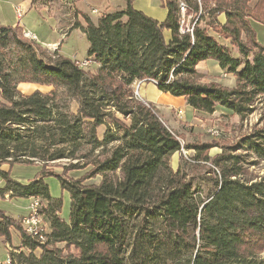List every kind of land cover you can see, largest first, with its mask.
Wrapping results in <instances>:
<instances>
[{
    "label": "trees",
    "instance_id": "obj_1",
    "mask_svg": "<svg viewBox=\"0 0 264 264\" xmlns=\"http://www.w3.org/2000/svg\"><path fill=\"white\" fill-rule=\"evenodd\" d=\"M38 0H32L33 5ZM84 17L76 24L94 68L55 51L46 56L21 28L0 27V200L39 199L44 240L22 220L0 210V239L11 264H264V127L210 158L212 145L186 146L155 107L134 95L135 82L154 83L198 113L225 110L246 118L264 101V0H161L164 22L134 8ZM190 10L193 34L180 32V3ZM225 17L222 23L219 18ZM167 32L171 37L168 39ZM215 61L235 78L227 88L201 82L197 67ZM21 84L53 87L24 95ZM240 148L239 151L237 148ZM242 152V153H241ZM181 154L177 170L171 158ZM72 162L65 174L48 171ZM42 169L28 184L2 166ZM204 166L202 177L189 175ZM83 171L81 177L70 172ZM68 175V176H67ZM56 178L63 200L45 182ZM100 178L99 183H89ZM13 234L20 239L13 246Z\"/></svg>",
    "mask_w": 264,
    "mask_h": 264
},
{
    "label": "rangeland",
    "instance_id": "obj_2",
    "mask_svg": "<svg viewBox=\"0 0 264 264\" xmlns=\"http://www.w3.org/2000/svg\"><path fill=\"white\" fill-rule=\"evenodd\" d=\"M16 4L21 3L20 0H15ZM50 8L63 18L65 22V27H76L77 23H84V17L92 19V21H98L105 14H113L116 12H121L126 10L127 3L124 0H66L69 5H72V8L64 6L60 1L50 0ZM138 0H135L136 3ZM150 3L153 7L158 10L163 9L161 0H150ZM20 4H18L19 6ZM93 10H97L98 14H93ZM164 10V9H163ZM24 13L26 11L24 10ZM191 15V12L188 14ZM17 17V15L15 14ZM21 26L26 24L28 28H31L34 34H36L41 41L39 46L43 44H49L50 46L57 44V47L54 50L59 49L60 54L65 58H70L71 60L84 62L87 59V52L89 44L85 35L79 30L75 29L69 39L61 38L58 29L60 28V23L57 18L50 16L47 12H41L33 10L30 13L24 15V18L19 22ZM263 27L258 26V40L261 44L264 45V36ZM46 42V43H43ZM49 47V46H48ZM43 49V48H42ZM44 50V49H43ZM47 57L55 59L53 50H44ZM89 68H94L90 66ZM209 75L214 74L215 78L220 76V72L213 70V67L210 66L206 69ZM202 75L199 77L201 78ZM207 78V77H205ZM221 86L227 88H233L235 86V78L224 76L221 78ZM147 89L146 96L149 98L150 95H153V84L146 83L144 88L141 87V91ZM158 111L159 115L163 118L165 123L180 137L186 146H195L208 144L212 145L210 149L209 156L210 158L215 157L218 154H221L225 148L229 146H236L242 139L248 137L254 131L259 130L264 127V101L259 100L252 111L246 118L240 119V117L233 114L222 115L221 110L213 115H207L204 113L195 112L194 114L189 113L186 109L184 110H174V109H164L159 110L154 106ZM163 111H167V114H164ZM182 111V116L179 115V112ZM208 130H216L219 136H214V134H209ZM239 147L237 150L239 151ZM188 156L195 155V151H188ZM242 153V152H241ZM181 154L179 153L175 159L171 162L172 167L176 169L178 161H181ZM72 162L56 161L54 163L48 164V171L57 173L58 175L65 174L64 169L68 168ZM42 169L41 163L37 162ZM189 176L192 178H200L205 173L204 166L200 165L198 167L191 168L189 166ZM250 172L255 176L264 175V162H261L256 167H251ZM83 171L70 172L68 175L70 177H81L84 175ZM67 175V176H68ZM49 184L51 195L58 196L63 200V209L62 215H65L68 218V210L70 209L69 204V193L61 190L60 183L58 179L52 177L47 178ZM48 182V183H49ZM100 178L91 180L89 183H99ZM58 183V184H57ZM63 217V216H62ZM20 244V239L17 235L13 234V246ZM8 261V250L6 249L4 243H0V264H6Z\"/></svg>",
    "mask_w": 264,
    "mask_h": 264
},
{
    "label": "crops",
    "instance_id": "obj_3",
    "mask_svg": "<svg viewBox=\"0 0 264 264\" xmlns=\"http://www.w3.org/2000/svg\"><path fill=\"white\" fill-rule=\"evenodd\" d=\"M56 1H60L64 6H67L68 8H72V5L70 6L66 0H56ZM20 2L21 3H18V4H20L18 6V4H16L15 0H0V27H13V28L19 27V28H21L22 33L23 32H30L33 35H35V37L37 38L36 44H38V45H40V43L42 44L41 41H45V40L39 39V37L36 34H34L32 31H30L31 28H28V26L26 24H23V26H21V24L19 23L23 20L24 15L32 12L35 9L37 11L47 12L50 14V16H53V17L58 19V21L60 23V28L58 29V31H59L61 38H65V39L68 38L69 39V36L71 35V33L76 29L74 27H65V22H64L63 18H61L59 15H57L52 10V8H50L49 3H52L50 0H38L34 5H33L32 0H20ZM133 6L136 10L141 11L142 13H145L150 18H153L154 20H157L159 22H164L168 16L167 9H164V10L162 9V11L158 10L157 8H155L151 5L150 0H138L136 3L133 4ZM19 7H21V9L23 11V17L21 20H19L15 16V14L17 15L16 9ZM24 10L26 11V13H24ZM219 20L222 23H224L225 17L221 16L219 18ZM82 25H84V23H82ZM262 33L264 36V31ZM166 34H167V37L169 39L171 37L170 33L167 32ZM83 35H84V33H83ZM43 43H46V42H43ZM44 45H46V47H42V45L40 46L44 50L55 51L54 48L57 47V44H54L52 46H50L49 44H43V46ZM57 50H58V53L60 54V52H59L60 50L59 49H57ZM85 61H86V59L84 60V62ZM210 66H212L213 70H215L217 73L220 72L221 75L218 76V78H215L214 74L212 75V73H211V75H209L208 72H206L207 71L206 69L209 68ZM197 69L199 72V76L202 75L200 80L204 84H209L212 82H216L218 84H221V81H222L221 78H223L224 76L233 77L232 75H228L225 72H223L220 69V67L217 65V63L215 61H212V60L200 63L199 66L197 67ZM205 77H207V78H205ZM145 84L146 83H143L142 88H144ZM149 84H153V83H149ZM18 89L22 94L30 96L31 94H33L36 91H40L43 94H47L53 90V87H48V86L39 85V84H21V85H19ZM152 91H153V95H150L149 98L146 96L147 89L144 90L143 92L141 91L140 95L142 96V98L145 101L151 103L153 105V107L156 106L161 111L164 109H166V110L167 109L168 110L174 109V110H178V111L183 110V112H184V110L186 109L189 113L192 112L194 114L196 112V111L192 110L187 105L185 99L174 98L169 94L161 93L154 84H153ZM163 112H164V114H167L166 113L167 111H163ZM228 113H229L228 111H225L223 109L221 110L222 115H226ZM177 155L178 154H175L171 158V162L175 159V157ZM179 163L180 162L178 161L176 169H174L173 167L172 168L174 170H177ZM1 170L5 171L6 173L10 172V178L12 180H14L16 182H20L21 184H28L30 181H33L37 177V175L41 171V167L39 165H34V166L14 165L13 167H10L9 165H5V166L3 165ZM49 181H50L49 179L45 180V182L47 183L48 186L50 183H52ZM5 186H6V183L0 177V189H4ZM9 195H10V193H7L5 200H0V210L7 213L12 218L21 221L22 219H24L25 217H27L29 215L30 205H31L33 199L32 198H30V199H26V198L9 199ZM52 197L53 198H59L58 196H53V195H52ZM69 204H70V197H69ZM67 214H68V218L65 215H62L65 220H69L70 209L68 210ZM0 243H4L2 239H0ZM4 245H5L6 249L8 250V254H9V250L11 249V247L5 243H4ZM18 246H19V244L17 243V245L14 247H18Z\"/></svg>",
    "mask_w": 264,
    "mask_h": 264
},
{
    "label": "built area",
    "instance_id": "obj_4",
    "mask_svg": "<svg viewBox=\"0 0 264 264\" xmlns=\"http://www.w3.org/2000/svg\"><path fill=\"white\" fill-rule=\"evenodd\" d=\"M197 1L200 3L201 0H197ZM180 10H181V15H182V21L180 24L181 25L180 32L182 34L189 33L192 35L193 30H194V24L193 25L190 24V19L192 17V14L188 15L190 13V10L187 8V6L183 2L180 3ZM16 13H17V18L19 20H21L23 17V11H22L21 7L16 9ZM92 13L98 14V11L93 10ZM22 35H23V38L28 40V41H32V42L37 41V38L35 37V35H33L30 32H23ZM80 65L82 67L86 68V67H90L91 63L88 61H85V62H82ZM143 83H145V82L141 81V82H135L134 83V85H133L134 95H135L136 99L141 101L147 107L151 108V106H153V105L151 103L145 101L142 98V96L140 95L141 94V87H142ZM182 114H183V112L180 111L179 115L182 116ZM208 132H209V134H214V136H219L218 132L216 130H210V131L208 130ZM178 140L180 141L181 146L183 148L182 149V155L184 156V158L187 161H190L189 156H188V152L185 149L184 142L180 138ZM41 207H42V202L39 199H33L32 203L30 205L29 215L27 217H25L24 219H22V225L24 226V229H25L27 234H29L33 237H36L40 240H44V234L46 233V227H45V224L42 220V217L39 214ZM6 264H11V262L8 260Z\"/></svg>",
    "mask_w": 264,
    "mask_h": 264
}]
</instances>
